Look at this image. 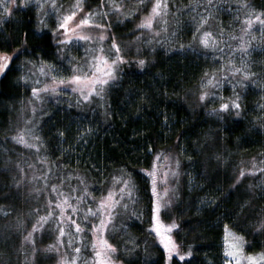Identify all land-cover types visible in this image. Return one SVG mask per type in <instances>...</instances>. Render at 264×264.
<instances>
[{"label": "trees", "instance_id": "16d2710c", "mask_svg": "<svg viewBox=\"0 0 264 264\" xmlns=\"http://www.w3.org/2000/svg\"><path fill=\"white\" fill-rule=\"evenodd\" d=\"M103 3L84 0L87 11ZM244 3L264 21V0ZM131 5L123 14V7L112 12L107 22L109 37L122 44L119 76L98 98L103 105L92 103L83 110L77 107L88 103L60 104L61 91L73 95L70 89L56 97L41 92L36 99L32 94L44 81L36 67L56 61L62 51L59 37L40 26V12L25 3L0 20V52L11 56L0 73V264L45 263L35 244H44L47 236L36 235L33 245L24 238L27 228L47 215V202L58 198L52 185L72 195V204L86 187L80 207H92L93 198L118 176L132 186L124 200L135 201L144 214L141 221L124 214L120 236L126 242L137 237L139 247L121 251L120 260L167 264L164 249L148 228L153 200L148 173L167 155L178 159L181 170H192L196 179L193 188L182 187L175 208V240L184 259L172 256L170 264H225L226 229L244 239L247 254L264 252V46L246 49L251 75L241 95L214 103L204 84L217 71L219 59L194 43L203 24L189 11L176 9L170 21L178 24L160 25L158 37L149 39L138 23L151 2L137 10ZM168 15H173L170 9ZM216 15L219 25L228 22L230 13ZM206 26L216 33L211 24ZM202 92L209 93L204 100ZM237 98L239 109L219 108ZM34 100L42 105L38 114L31 109ZM23 107L25 116L33 118L30 134L22 128ZM88 125L90 132L83 134ZM21 129L26 130L27 145L12 139ZM54 220L59 223L58 211L44 221V228L55 227Z\"/></svg>", "mask_w": 264, "mask_h": 264}, {"label": "rangeland", "instance_id": "374dc122", "mask_svg": "<svg viewBox=\"0 0 264 264\" xmlns=\"http://www.w3.org/2000/svg\"><path fill=\"white\" fill-rule=\"evenodd\" d=\"M244 1L246 0H183V2L178 0H171L173 6H168L170 11L173 13L172 17L170 15H167V18H169V20L167 21V26H170L169 28H173L176 24H178L176 20H173V22L170 21L176 16V9L189 11L191 15H193L195 19H197V21H195L196 23H199V21L201 20L206 21V23L202 25V29L194 37L196 40L194 43L198 50L202 53L213 55L216 58L218 57L219 59L217 71L214 72L211 77H208L214 80L216 83L206 84L205 82L204 84V86H209L210 89L208 88V90L212 96V102L214 103L218 102L219 100L223 101V99L228 97H239L241 95L242 90L248 87L246 82L250 80L248 76L251 75V72H249V70L247 69L248 52L246 49L253 46L256 48L264 46V26L261 27L262 24L260 22L254 21L252 27L249 29L243 23L245 19L244 17H248L249 19H251L256 14L260 15V13L258 12L255 13L253 8L249 5L245 7ZM76 2L77 0H55V6H53L52 0H14V2H12V0H3V3L0 4V20L5 18L7 14L12 10L18 9L20 4L27 3L35 7L40 12V26H42L43 29L52 30L59 37V40L62 41L64 39L65 33L62 29L57 30L58 20L62 15H65L70 10H72V6ZM129 2H131L132 5L128 4ZM148 2H151V6L149 8L147 7V11L139 17L140 19L138 25L140 24L141 18L148 14L154 0H143L142 5H146V3ZM81 3L83 7L81 11L77 12V16L74 18V21L78 22L79 19H82V13L88 14L91 12H95L97 14L93 18L95 24H102L104 25V28L101 29L93 25L83 26L79 30L80 34L90 35L92 37L91 40L84 41L73 38V40L67 43H62V51L57 57L56 61L46 63V65L51 66L52 71L47 75L41 73L44 80L42 83V88L45 84L51 83V76L67 79L73 74H79V72L74 73L73 66H76L78 70L81 68V66H86L91 56L96 55L101 47H103L104 49V55L109 56V59H114L115 53L114 49H112L113 38L109 37V26L107 25L109 16H111L113 14L112 12L115 11L112 8V4L117 3L122 5L123 9L121 10V14L124 13V8L126 12L130 10V8H126V5H131L132 10H137L142 6L138 2V0H104V3L99 8L93 11H87L85 9L84 0H81ZM41 4H43V7H40ZM5 7L10 9V11L5 12ZM219 11H227L230 13L227 18V23H224V21H221L219 25L216 23V14H218ZM241 17L244 19H242ZM207 24H211L212 27L216 30V33L214 32V35H212V38L216 41L215 47H204L200 43V36L203 32L212 33L211 30H207ZM71 25L72 22H70V26ZM160 25L161 24L157 22L154 25L153 30L144 29V33L147 34L149 39H155L158 37ZM68 35H73V33H68ZM100 35H103L105 37L103 41L99 40ZM109 39L111 40L109 41ZM241 41H243L247 45L246 48H241ZM116 43L120 47L119 54L121 55L122 44L118 42ZM211 49H213L212 52L209 51ZM3 55L6 54L0 52V56ZM9 57L11 58V56ZM123 62L118 65L116 79L119 76L121 65L123 64ZM40 66L41 64H39L36 69L39 70ZM33 67L34 66L29 68L30 71L35 70V67ZM233 68H240L243 69V71L234 72L232 70ZM83 70L87 71V68L85 67ZM244 71H247L249 73L247 77L244 76ZM46 72H48V68H46ZM114 81L110 82L105 87L102 95L97 96L93 94L88 101L83 100L78 91H73L74 86L71 84L59 85L56 92L49 91L46 93L49 96L56 97V95H58L57 92H59L60 90L64 88L70 89L74 92L73 95H71L70 92L61 91L62 95L58 97L60 104L72 105L79 101L88 103L87 105L84 103V106L77 107V109L83 110L82 108L87 109L92 105V103H95L97 106L103 105V100L101 99H103L108 86ZM31 105L32 111L33 109H35L37 114L42 110V105L38 104V102L35 100L31 102ZM26 109L27 108L25 107L22 108L23 113H21V115L23 114L25 118H21L22 128L25 127V129H27L28 133L30 134V131L34 129V123L32 122V116H25V114L27 113V111H25ZM90 130L91 127H89L88 125L85 128V132L83 134H85L86 132H90ZM261 164L262 167H264V159L261 160ZM154 165L156 171V192H153V178L149 175L150 192L152 194L153 200L152 213L149 218L148 228L151 232V236L154 237L156 243L164 249L167 257V264H170L172 256H178L179 258L183 256L175 240V229L177 228L175 208L178 205L182 187L186 185L190 188H193L195 186L196 179L192 170H181L178 159L172 155H167L164 159L157 160L152 165L149 172H152L154 170ZM119 186L120 181H114L106 189L104 188L103 191L101 190V193L97 194L96 200L98 201L101 197H103L109 189H116ZM116 198L122 200V203L120 206H118L115 219L108 226V229L105 231L104 236L115 248V251L110 254L114 264H123V262L120 260L121 251H126L127 248L130 247H132L133 250L134 248L137 249L139 247L137 237L132 236L130 242H126L121 238L120 235L122 232L120 228H122V222L124 220L123 216L124 214L129 213V215L133 218H136L137 221H141L144 214L136 210L135 201L130 199L131 201H128L129 203H127V201L124 200V197H121L119 194H117ZM88 202L90 203L91 201L88 200ZM203 202L205 203V200ZM157 203L161 205L159 211L156 210ZM92 207H95V204H93ZM73 218L76 219V216H73ZM53 222L56 225L53 228H44L43 226L41 228H37V230L35 231H33V228H27L24 243L29 242L33 245L36 235H38V237L40 235H46L47 238L45 239L47 240L44 244L42 243L41 245V243L39 242L35 244L36 247L39 248V250L41 249L40 257L41 259L45 260L44 262L46 264H63V261L65 260L70 261L72 257L76 255V253L74 252V249L76 247H79L81 249L77 264H93V234L90 229L93 223H98V220L89 218L88 223H82L80 219H77V223H81V227L84 228L85 231L78 235H72L71 233H74L75 231L74 228H70L65 225L66 234L64 236H60L59 234L60 224L57 223L56 220H54ZM41 223L43 224L44 222ZM173 224L175 225V227H169ZM157 227L160 229V233H163L165 237H171V243H174L177 247V252H173L171 257H169L168 255V249L165 248L160 233H158L156 230ZM29 233H31V237L27 238L29 237ZM236 237L242 238L230 229H226L224 235L225 264H228L229 261H231V264H236V260L234 258L228 257L225 252V248L227 247V245L225 244V240L228 239L230 241H233ZM69 240L72 241L71 245L68 243ZM236 242L242 249L240 264H249L246 257L250 254H247L244 250V239L242 238V240Z\"/></svg>", "mask_w": 264, "mask_h": 264}, {"label": "snow or ice", "instance_id": "6c2138e0", "mask_svg": "<svg viewBox=\"0 0 264 264\" xmlns=\"http://www.w3.org/2000/svg\"><path fill=\"white\" fill-rule=\"evenodd\" d=\"M14 2V0H12ZM138 2L142 5L143 0H138ZM3 3V0H0V4ZM53 6H55V0H52ZM40 7H43V4L40 5ZM83 5L81 3V0H77V2L72 6V10H70L67 14L62 15L58 20V27L57 30L62 29L65 33L64 39L60 41V43H67L73 38L88 41L91 40L92 37L90 35H81L80 29L83 26L93 25L95 27L104 28V25L99 24L96 25L94 22V17L97 15L95 12H91L88 14H83V18L79 19L78 22L74 21V18L77 16V12L81 11ZM112 8L114 10H121L122 5L113 3ZM5 12L10 11L7 7L4 8ZM169 8H168V0H154L152 3V7L149 10L148 14L141 18L140 24L138 25V28L140 29H147V30H153L154 25L159 22L161 24L162 28H166L167 20L166 17L168 15ZM106 15V13H105ZM254 21H259L260 23L264 24V21L260 20V15L256 14L251 19L248 17H245L243 23L247 26V28H251ZM70 22H72V25L70 26ZM201 24L206 23L205 20L200 21ZM68 33H73V35H68ZM195 35V34H194ZM105 37L103 35L99 36V40L103 41ZM200 43L204 47H215L216 41L212 38L211 32H203L200 36ZM247 45L241 41V48H246ZM112 49H114L115 58L109 59V56H106L103 54L104 49L101 47L96 55L91 56L89 62L86 64V66H81V68L78 70L76 66H73L74 73L79 72V74H73L67 79L65 78H57L56 76H51V83L45 84L43 88H33L32 94L36 99H40V93L41 92H56L58 90L59 85H66L71 84L73 85V91H78L83 98V100L88 101L90 100L91 96L93 94L100 96L105 90V87L112 81L116 79V72L118 69V65L123 62L124 57L121 56L120 53V47L119 45L113 40L112 43ZM111 51V50H110ZM19 50H17L18 54ZM10 57L7 55L0 56V72H2L9 63ZM145 63L144 60H140L139 64L143 66ZM231 63V62H229ZM87 68V71H84V68ZM46 68H48V72H46ZM234 72H240L243 71V69L240 68H233ZM52 71L51 66H48L46 64H41L39 68V72L42 74H49ZM249 73L247 71H244V76L247 77ZM216 83L211 78H208L206 81V84H214ZM218 86V84H217ZM208 92H202L200 95V99L204 100L206 96H208ZM239 98L236 100H232L229 103H221L219 105L220 109H228L229 106H231L234 109H239L240 104L238 102ZM35 111V109H33ZM215 111V109H214ZM239 114V113H237ZM26 130L21 129L19 133L12 137V139L16 140L18 143L21 144H28V141L26 140ZM36 139H39L36 137ZM30 147H38L35 144L29 145ZM159 159V157H157ZM153 171L149 172L148 174L152 176L153 178V192H156V171H155V165L153 166ZM260 169H257L259 171ZM244 175V171L242 170L240 172V176ZM166 179V176H165ZM114 181H120V186L116 189H109L107 193L101 197L98 201L93 198V203L95 204V207L87 206L84 208H81L80 205L84 199V195L88 194V190L85 187L84 192L80 197H75L76 203L72 204L70 201L73 199V196L70 194H64L62 191L59 190L57 185L51 186V191L53 193H56L57 199H50L47 202V206L49 208V211L46 216H41L38 218L37 224L33 225V231L37 230L38 227H43V224L41 222L47 221L49 218H51L54 214V212L59 213V234L60 236H64L66 234L65 232V225H67L70 228H74V233H71L72 235H78L85 231L84 228L81 227V223H77V219H80L82 223H88L89 218L93 220H98V223H93L90 231L93 234V240H92V247H93V264H114V262L111 259V253L115 251V248L112 244L109 243V241L105 238L104 233L108 229V226L112 223V221L115 219V216L117 214V208L121 205L122 200L117 199L116 196L119 194L121 197H123L125 194L131 195L132 192V186L130 184V181L127 179L121 180V178L116 177L114 178ZM76 190L73 189L72 192L74 193ZM59 197H62L60 199ZM126 207V205H125ZM161 205L157 203L156 210L159 211ZM66 209H70V214L66 212ZM73 215L76 216V219L73 218ZM169 227H175V225H171ZM157 232L160 233V229L157 227ZM162 241L164 242V246L166 249H168V255L169 257L172 256L173 252H177V247L174 243H171V237H165L163 233H160ZM31 237V233H29V237ZM242 238L236 237L235 240L230 241L228 239L225 240V244L227 247L225 248V252L228 257L234 258L236 260V264H240L241 262V254L242 249L239 246V244L236 241H240ZM62 242V241H61ZM68 243L71 245L72 241L69 240ZM81 249L79 247H76L74 249V252L76 253L75 256L72 257V259L63 261V264H77V261L79 259V253ZM178 254V253H177ZM191 253H186L185 255H190ZM180 259H184L183 256L180 257ZM249 264H264V252L258 253L256 255H248L246 257ZM228 264H231V261L228 262Z\"/></svg>", "mask_w": 264, "mask_h": 264}]
</instances>
